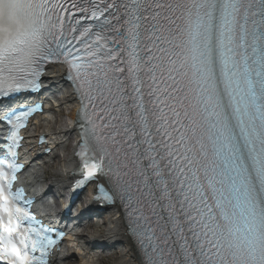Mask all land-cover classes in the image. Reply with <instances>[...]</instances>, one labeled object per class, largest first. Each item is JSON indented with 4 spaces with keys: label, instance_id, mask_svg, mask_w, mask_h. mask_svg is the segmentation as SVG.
<instances>
[{
    "label": "snow or ice",
    "instance_id": "6c2138e0",
    "mask_svg": "<svg viewBox=\"0 0 264 264\" xmlns=\"http://www.w3.org/2000/svg\"><path fill=\"white\" fill-rule=\"evenodd\" d=\"M53 62L81 97L83 183L126 202L141 264H264V0H0V96ZM39 110L0 118L14 146ZM22 171L0 158V264H50Z\"/></svg>",
    "mask_w": 264,
    "mask_h": 264
},
{
    "label": "bare ground",
    "instance_id": "6f19581e",
    "mask_svg": "<svg viewBox=\"0 0 264 264\" xmlns=\"http://www.w3.org/2000/svg\"><path fill=\"white\" fill-rule=\"evenodd\" d=\"M61 77V70H59L58 68H53L48 72L47 76L44 79V82L59 87L62 86ZM61 105H67L73 108L68 109L69 113L67 115L58 112L57 114L59 115V117L60 114H62L67 119L73 120L75 113V108L73 106V96H69L67 99L61 102ZM48 117L50 116H42L36 123L40 125L42 132L45 133L47 137L58 142V144L54 148L53 155L48 157L47 159L49 161H54L55 159H57L62 164L59 167L60 169L55 170V168H53L51 173L44 168L46 165H43L39 168H30L25 176V180L31 185H34L35 182L40 180H48L52 182L54 188L60 189L65 185L66 180L64 179V176L68 171L71 170L73 162L71 156H64L60 159L58 154L61 153V151H63V149L67 147V142H69L70 137L73 134V130L70 126H67V124L61 127L60 129L57 128L56 125L58 124V119L54 121V126H51L52 124L47 121ZM41 208L46 213H49L51 210V208L46 206L44 202H42ZM120 224L121 223L118 219V213L110 211L107 214L104 223L102 224V232L97 233L95 236H93V242L95 244H101L104 246L115 245L122 247L120 248L119 252H113L109 255L102 253V256L100 258L101 260H103L104 258H107L109 260L113 259L114 264H138L136 260V255L132 251L130 244L125 238L124 230L122 229V226ZM84 238H86V234L82 233L79 242L81 239ZM72 255L73 256L71 258L77 259L79 264H96L94 255L91 254L90 251L81 248V250H73Z\"/></svg>",
    "mask_w": 264,
    "mask_h": 264
},
{
    "label": "rangeland",
    "instance_id": "374dc122",
    "mask_svg": "<svg viewBox=\"0 0 264 264\" xmlns=\"http://www.w3.org/2000/svg\"><path fill=\"white\" fill-rule=\"evenodd\" d=\"M57 118V117H56ZM59 121H58V124L56 125V127L57 128H61V127H63L64 125H66L65 124V119L63 118V117H58L57 118ZM61 157H62V155H61ZM62 163H60L59 161H55V163H53L52 164V166L55 168V170H57V169H60L59 167H60V165H61ZM52 169L53 168H47V170H49L50 172H52ZM100 231H102V229L100 228L99 229ZM89 233L90 234H93V231L92 230H89ZM111 253V251H109V250H107L106 252H105V254H107V255H109V254ZM72 262H73V260H72ZM102 263L103 264H114V260L113 259H107V258H104L103 260H102Z\"/></svg>",
    "mask_w": 264,
    "mask_h": 264
}]
</instances>
